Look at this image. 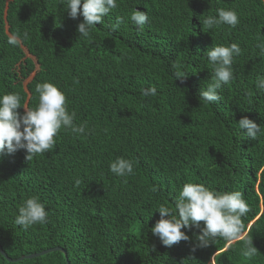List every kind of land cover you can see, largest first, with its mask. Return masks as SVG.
<instances>
[{"label": "trees", "instance_id": "trees-1", "mask_svg": "<svg viewBox=\"0 0 264 264\" xmlns=\"http://www.w3.org/2000/svg\"><path fill=\"white\" fill-rule=\"evenodd\" d=\"M117 4L85 38L77 31L83 16L70 17L66 0H0V95L17 93L35 108L37 83L51 82L74 123L87 124L83 134L62 128L56 146L31 160L25 150L0 155V249L14 259L61 248L17 261L0 251V264H264V134L253 140L238 124L246 116L264 128V90L256 87L264 79V0ZM218 9L235 10L239 23L203 29ZM137 11L148 16L142 26L130 19ZM233 42L242 49L233 80L220 101L200 100L212 76L206 51ZM177 70L186 75L175 79ZM151 87L155 96L142 95ZM118 157L133 162L132 175L110 171ZM187 182L242 193L249 211L241 240L195 247L202 221L172 246L153 235L157 207L174 210ZM31 196L45 204L47 222L24 228L15 217Z\"/></svg>", "mask_w": 264, "mask_h": 264}, {"label": "clouds", "instance_id": "clouds-1", "mask_svg": "<svg viewBox=\"0 0 264 264\" xmlns=\"http://www.w3.org/2000/svg\"><path fill=\"white\" fill-rule=\"evenodd\" d=\"M68 14L73 19L78 14L83 16V22L79 23L77 31L79 36L88 38L91 29L104 22V17L111 10L118 7L117 0H66ZM137 25H144L148 16L143 11H137L130 17ZM203 29L211 30L220 25L235 27L239 23L238 13L233 9H218L216 15H209L202 21ZM121 21L118 18L116 27ZM16 44L17 38L10 40ZM261 53H264V41L257 44ZM238 43L227 46L218 45L209 48L208 61L212 66V76L206 88L200 90L199 98L206 103H215L221 100L220 90L229 84L233 78L234 58L241 54ZM175 79L183 78L186 73L179 70L175 72ZM257 89L264 90V79L256 84ZM39 102L35 108H28L21 103V97L17 93H5L0 95V155L12 154L18 150H25L26 159L31 160L38 154H44L56 146V137L59 131L70 129L74 134H83L87 124L77 126L74 123L75 113L68 111L65 93L54 83H37L35 88ZM155 87L147 88L142 95L155 96ZM23 107L21 114L18 109ZM240 129H246V136L256 140L258 134H264V128L248 117H242L238 121ZM110 171L116 176L125 177L134 173V165L130 159L118 157L110 166ZM79 184V181H76ZM175 209L160 205V219L151 228L153 235L159 237L165 246H172L181 240L188 241L189 236L182 229H188L195 225L204 226L196 236L195 247H206L218 237L224 238L229 244L241 240L244 237V224L241 217L249 211L240 191H216L202 183L187 182L182 186L178 196L174 200ZM45 204L37 196L27 198L18 209L15 224L28 228L36 224L47 222ZM247 255H254L257 248L252 240H245ZM154 250V248H153Z\"/></svg>", "mask_w": 264, "mask_h": 264}, {"label": "water", "instance_id": "water-1", "mask_svg": "<svg viewBox=\"0 0 264 264\" xmlns=\"http://www.w3.org/2000/svg\"><path fill=\"white\" fill-rule=\"evenodd\" d=\"M52 250L53 249H61L59 247H55V248H51ZM51 249H47V250H44V251H41V252H37V253H31V254H27V255H22V256H19L17 258H14V259H11L10 257H8L5 253L2 252V250L0 249V251L2 252L3 256L8 260V261H17V260H21L23 258H31V257H34V256H37L39 254H44L48 251H50ZM65 253V257H66V252L64 251ZM66 264H69L68 260H66Z\"/></svg>", "mask_w": 264, "mask_h": 264}]
</instances>
